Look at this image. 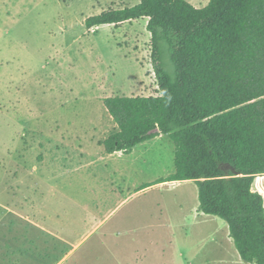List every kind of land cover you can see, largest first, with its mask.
Here are the masks:
<instances>
[{
  "label": "rangeland",
  "instance_id": "obj_1",
  "mask_svg": "<svg viewBox=\"0 0 264 264\" xmlns=\"http://www.w3.org/2000/svg\"><path fill=\"white\" fill-rule=\"evenodd\" d=\"M135 3L0 0V264H248L195 183L159 182L167 135L128 154L99 145L117 129L105 97L158 90L147 19L84 20Z\"/></svg>",
  "mask_w": 264,
  "mask_h": 264
},
{
  "label": "trees",
  "instance_id": "obj_2",
  "mask_svg": "<svg viewBox=\"0 0 264 264\" xmlns=\"http://www.w3.org/2000/svg\"><path fill=\"white\" fill-rule=\"evenodd\" d=\"M146 18L158 93L105 97L117 129L99 142L129 153L167 135L174 171L194 181L198 209L227 223L242 261L264 264V0H137L84 20L86 29Z\"/></svg>",
  "mask_w": 264,
  "mask_h": 264
},
{
  "label": "crops",
  "instance_id": "obj_3",
  "mask_svg": "<svg viewBox=\"0 0 264 264\" xmlns=\"http://www.w3.org/2000/svg\"><path fill=\"white\" fill-rule=\"evenodd\" d=\"M187 1H191V0H187ZM146 19V18H145ZM145 142V141H144ZM143 143V142H142ZM141 144V143H140ZM120 153H122V154H128V153H123V152H121V151H119ZM131 152V151H130ZM129 152V153H130ZM114 153H117V152H114ZM114 153H112V154H114ZM260 176H255L254 177V179H253V182H252V186H251V188H252V190H254V191H257V192H259L261 195H262V197H263V205H264V194L262 193V192H260L259 190H257V189H255L254 187H253V184L255 183V181H256V179L257 178H259ZM162 182H166V184H172V185H179V184H189V183H195L193 180L192 181H190V182H184L183 180H176V181H162ZM198 211H199V209H198ZM198 211H196V212H198ZM200 213H202V212H200ZM203 214V213H202ZM197 215H199V214H197ZM206 215V214H205ZM199 216H202V215H199ZM96 217H92V219H93V221H94V219H95ZM91 230V229H90ZM89 233H90V231H89Z\"/></svg>",
  "mask_w": 264,
  "mask_h": 264
}]
</instances>
